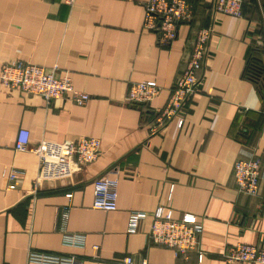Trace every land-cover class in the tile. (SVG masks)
Returning <instances> with one entry per match:
<instances>
[{"label":"crops","instance_id":"crops-1","mask_svg":"<svg viewBox=\"0 0 264 264\" xmlns=\"http://www.w3.org/2000/svg\"><path fill=\"white\" fill-rule=\"evenodd\" d=\"M146 0H0V69L23 60L68 72L89 94L83 105L66 96H41L0 83V264H38L30 250L73 256L82 264H120L125 255L152 264H254L228 262L236 242L264 245V98L245 75L250 55L264 65V0H242L241 15L213 10L196 0L194 18L180 23L167 45L143 28ZM212 27L196 90L181 116L150 132L182 72L198 27ZM151 80L158 94L130 103V82ZM29 132L16 150L19 130ZM100 140V154L71 176L41 180L32 189L40 140L79 136ZM256 155L261 178L256 194L239 192L235 160ZM118 181L114 210L92 207L93 180ZM70 193V195H67ZM193 213L202 224L198 251L187 258L147 238L151 212ZM67 210V218L62 213ZM132 210L147 212L137 231H126ZM80 234L83 244L64 242ZM98 248L94 249L93 246Z\"/></svg>","mask_w":264,"mask_h":264},{"label":"built area","instance_id":"built-area-1","mask_svg":"<svg viewBox=\"0 0 264 264\" xmlns=\"http://www.w3.org/2000/svg\"><path fill=\"white\" fill-rule=\"evenodd\" d=\"M69 4L73 0H65ZM196 0H146L142 26L156 33L160 45L169 44L177 35L178 24L191 22L194 18ZM242 0H213V10L231 16L241 15ZM212 34L211 25L198 27L194 44L185 62L184 69L175 78L170 95L164 107L155 114L150 132H157L168 122L177 119L181 125V116L185 102L196 90L199 73L203 68L208 42ZM59 67H50L23 60H11L0 69V83L5 88L19 89L29 94L41 96L47 102L66 96L76 105H83L89 94L73 86L68 72L58 73ZM159 85L151 80L132 81L128 87L127 101L130 103L150 102L159 92ZM29 132L19 130L15 142L16 150H26ZM38 158L37 171L32 179L35 191L41 180H57L71 176L81 166L95 160L100 154V140L94 136H79L62 142L40 140L33 148ZM232 176L239 192L256 194L261 178V160L256 155L235 160ZM92 207L114 210L117 206L118 181L115 177L101 175L93 180ZM67 195H70L68 193ZM151 222L147 238L153 244L171 248L177 257L187 258L189 252L198 251L202 224L190 212H183L179 217L172 215V209L162 204L151 212ZM147 212L132 210L127 218L126 231H137L139 222ZM67 218V210L62 219ZM63 240L70 245L83 244L80 234H64ZM94 249L98 246L94 245ZM199 252V251H198ZM199 256L201 253L199 252ZM223 258L228 262H249L264 264V245L236 242L225 247ZM28 259L38 264H82L73 256H62L51 252L30 250ZM120 264H152L145 260L135 261L125 255Z\"/></svg>","mask_w":264,"mask_h":264},{"label":"trees","instance_id":"trees-1","mask_svg":"<svg viewBox=\"0 0 264 264\" xmlns=\"http://www.w3.org/2000/svg\"><path fill=\"white\" fill-rule=\"evenodd\" d=\"M244 71L246 77L257 85L259 93L264 98V69L255 55H250Z\"/></svg>","mask_w":264,"mask_h":264},{"label":"rangeland","instance_id":"rangeland-1","mask_svg":"<svg viewBox=\"0 0 264 264\" xmlns=\"http://www.w3.org/2000/svg\"><path fill=\"white\" fill-rule=\"evenodd\" d=\"M257 58L259 59L260 63L262 64L263 62L260 60V58L259 57H257ZM262 67L264 69V65L263 64H262Z\"/></svg>","mask_w":264,"mask_h":264}]
</instances>
